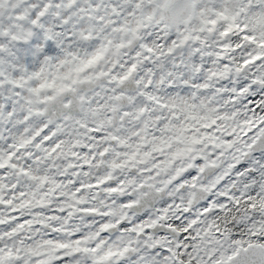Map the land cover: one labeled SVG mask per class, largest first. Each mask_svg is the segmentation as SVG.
<instances>
[{"label":"snow or ice","instance_id":"6c2138e0","mask_svg":"<svg viewBox=\"0 0 264 264\" xmlns=\"http://www.w3.org/2000/svg\"><path fill=\"white\" fill-rule=\"evenodd\" d=\"M0 264H264V0H0Z\"/></svg>","mask_w":264,"mask_h":264}]
</instances>
